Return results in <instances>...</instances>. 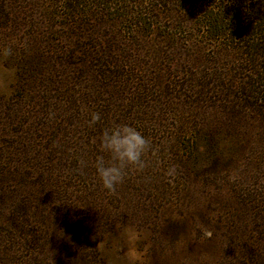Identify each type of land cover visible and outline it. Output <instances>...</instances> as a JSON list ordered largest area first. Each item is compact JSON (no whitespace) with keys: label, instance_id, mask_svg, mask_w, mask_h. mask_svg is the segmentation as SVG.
Returning a JSON list of instances; mask_svg holds the SVG:
<instances>
[{"label":"rangeland","instance_id":"374dc122","mask_svg":"<svg viewBox=\"0 0 264 264\" xmlns=\"http://www.w3.org/2000/svg\"><path fill=\"white\" fill-rule=\"evenodd\" d=\"M66 1L0 0V264H264V50L243 7ZM113 122L153 152L110 194L91 161Z\"/></svg>","mask_w":264,"mask_h":264},{"label":"clouds","instance_id":"9594fccd","mask_svg":"<svg viewBox=\"0 0 264 264\" xmlns=\"http://www.w3.org/2000/svg\"><path fill=\"white\" fill-rule=\"evenodd\" d=\"M2 51L6 56L11 55L12 48L5 47ZM100 119L99 113H92L89 125L96 124ZM98 139L99 154L91 161V167L102 189L115 193L131 172L145 169V158L153 152V146L138 127L127 122H113L103 128Z\"/></svg>","mask_w":264,"mask_h":264},{"label":"trees","instance_id":"16d2710c","mask_svg":"<svg viewBox=\"0 0 264 264\" xmlns=\"http://www.w3.org/2000/svg\"><path fill=\"white\" fill-rule=\"evenodd\" d=\"M117 0L116 2H118ZM123 2L126 0H122ZM65 2V0H64ZM83 1L81 0H67L65 5L70 8L72 11H78L79 6L83 7L84 10L87 9V7H84ZM247 5H244L246 4ZM254 3V4H253ZM76 4V6H74ZM240 6V8L243 7L244 17L242 15V24L240 26L241 31H243L242 36L247 37L248 39H251V44L249 45V49L252 51H256L257 53H263L264 50V0H237V2L234 3L233 6ZM243 5V6H242ZM226 7V6H225ZM230 7V6H229ZM233 8H230L225 11V14L228 16L236 17L235 13L232 11ZM90 9L88 10V13H90ZM247 15V16H246ZM138 23L145 24L146 21L144 18L137 19ZM219 19L216 20H208L204 21L205 26L209 29V36H207V39L209 38L221 35L219 28ZM146 26V24H145ZM218 30V31H217ZM226 35V34H225ZM224 35V36H225ZM255 40V41H254ZM248 43V40H245L242 42L241 45H244L245 43ZM243 47H246L245 45Z\"/></svg>","mask_w":264,"mask_h":264}]
</instances>
